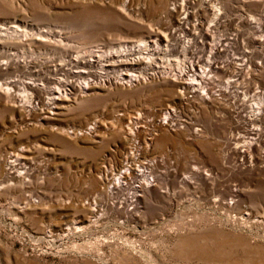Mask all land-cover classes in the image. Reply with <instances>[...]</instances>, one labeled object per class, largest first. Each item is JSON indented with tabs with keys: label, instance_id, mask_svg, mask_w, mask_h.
Here are the masks:
<instances>
[{
	"label": "rangeland",
	"instance_id": "374dc122",
	"mask_svg": "<svg viewBox=\"0 0 264 264\" xmlns=\"http://www.w3.org/2000/svg\"><path fill=\"white\" fill-rule=\"evenodd\" d=\"M179 2L0 0V264H264V0Z\"/></svg>",
	"mask_w": 264,
	"mask_h": 264
},
{
	"label": "bare ground",
	"instance_id": "6f19581e",
	"mask_svg": "<svg viewBox=\"0 0 264 264\" xmlns=\"http://www.w3.org/2000/svg\"><path fill=\"white\" fill-rule=\"evenodd\" d=\"M186 1H190V0H180V7H182L183 3H185ZM213 4V3H212ZM175 7V6H174ZM213 11H216L215 9ZM214 14V13H213ZM217 15V14H215ZM216 17V16H215ZM181 20H178L179 24H183V22L181 23ZM223 21V20H222ZM186 24V22H185ZM196 24V23H195ZM194 24V25H195ZM15 31V30H13ZM192 34V33H191ZM198 34V33H197ZM223 34V33H222ZM183 36V35H182ZM197 37V36H196ZM230 37V36H229ZM188 38V37H187ZM231 38V37H230ZM185 42V41H184ZM221 43V42H220ZM125 45V44H124ZM138 47V50L141 52L142 55H145L146 51H147V48L149 47L148 43L147 42H144V41H139L136 45ZM221 46V45H220ZM211 48V47H210ZM209 48V49H210ZM131 49V48H129ZM134 49V48H133ZM153 49V48H152ZM226 49V48H225ZM127 52V51H126ZM212 52V51H211ZM90 53V52H89ZM115 53V52H114ZM149 53V52H148ZM151 53V52H150ZM149 53V54H150ZM248 53V52H247ZM125 54V53H124ZM147 54V53H146ZM104 55V54H103ZM127 55V54H126ZM130 55V54H129ZM158 53L155 54V56H157ZM150 56V55H149ZM148 55L144 56V57H141L139 59H136L135 61H132V62H129V63H133V64H137V65H142L141 68L139 69V72H136L134 74H121L119 75V77L117 78L118 79V82L120 81L121 84H124L127 82H130L132 79H134L135 82H138L139 80H142V75H145V77L147 79L151 78V79H155V76L158 75V70L160 69H165L168 74H165L162 73L160 74V77L161 78H166V79H169L173 82H179L181 81L180 79L183 80V73L185 72L183 69H180L179 67L182 66V64L178 67V64L176 62H172L169 63L167 62L166 59L162 60V61H158V59H153V58H150ZM208 56V55H207ZM103 57V56H102ZM120 57V56H119ZM97 58V57H95ZM82 59V58H81ZM91 59V58H90ZM102 59V58H101ZM104 60V59H103ZM106 60V59H105ZM2 62V61H1ZM78 62V61H77ZM214 62V61H213ZM74 63V62H73ZM88 66H91L93 61L92 60H88L87 62H85ZM119 63H123L121 61H119ZM1 64V63H0ZM166 65V67L164 66ZM111 64L109 65H106L107 68H110ZM214 66V65H213ZM61 67V66H60ZM83 67V66H82ZM184 67V66H183ZM192 67V64L191 63H188L186 67L184 68H191ZM248 67V66H247ZM77 68V67H76ZM208 69V68H207ZM151 71V73L149 72ZM187 71V70H186ZM77 75H82L83 72L82 71H76ZM111 73V71H110ZM211 75V73H210ZM210 75H208L205 71H203V69H199V72L197 73H194L193 74V77H197V84H199V87H198V90L200 89L201 87V84L200 83H203L204 81L206 80H210ZM129 76V77H128ZM236 76V75H235ZM126 77V78H125ZM128 77V79H127ZM136 77V78H135ZM8 78V77H6ZM137 80V81H136ZM193 81V80H192ZM1 90H3V93L6 95V94H9V89L8 88H2L0 87ZM9 90V91H8ZM57 90V91H56ZM240 91V90H239ZM15 92V91H14ZM19 92V91H18ZM47 102H46V105L48 104L49 106L52 105V103L54 101H63L64 100V97H62V93L59 89H50L47 93ZM67 95V94H66ZM11 96V95H10ZM17 96V95H16ZM32 99V98H31ZM15 100V99H14ZM168 116V113L169 112H165ZM171 113V112H170ZM135 120V119H134ZM164 120V118L162 119V121ZM91 128V127H89ZM95 129V128H94ZM93 129V130H94ZM171 129V128H170ZM92 130V129H91ZM75 132V131H74ZM115 133V132H114ZM98 134V133H97ZM8 166L13 168V163L12 162H8ZM126 164H123L121 166V172H120V177L119 179H121V175L123 173H125V171L128 169V168H125ZM17 176V175H16ZM132 193V192H131ZM92 210V209H91ZM93 211V210H92Z\"/></svg>",
	"mask_w": 264,
	"mask_h": 264
},
{
	"label": "built area",
	"instance_id": "2783aa9c",
	"mask_svg": "<svg viewBox=\"0 0 264 264\" xmlns=\"http://www.w3.org/2000/svg\"><path fill=\"white\" fill-rule=\"evenodd\" d=\"M168 72V71H167ZM167 72H165V74H168ZM160 74H162V72H159L158 73V76H160ZM170 112H172V111H170ZM166 117H164V119H165ZM166 120V119H165ZM162 122V120L160 121V123ZM173 125V124H172Z\"/></svg>",
	"mask_w": 264,
	"mask_h": 264
}]
</instances>
